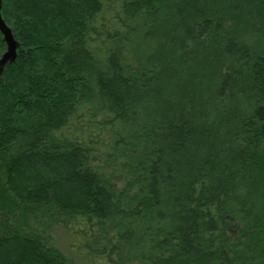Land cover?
Instances as JSON below:
<instances>
[{
	"label": "trees",
	"instance_id": "16d2710c",
	"mask_svg": "<svg viewBox=\"0 0 264 264\" xmlns=\"http://www.w3.org/2000/svg\"><path fill=\"white\" fill-rule=\"evenodd\" d=\"M2 16L0 264H264V0Z\"/></svg>",
	"mask_w": 264,
	"mask_h": 264
},
{
	"label": "water",
	"instance_id": "95a60500",
	"mask_svg": "<svg viewBox=\"0 0 264 264\" xmlns=\"http://www.w3.org/2000/svg\"><path fill=\"white\" fill-rule=\"evenodd\" d=\"M0 31L4 37V42L7 45V51H6L3 59L0 61V69L3 70L7 60H9V59L14 60L16 58V52H17L18 44L14 40L12 30L8 27L7 23L3 19V16H2V0H0Z\"/></svg>",
	"mask_w": 264,
	"mask_h": 264
},
{
	"label": "rangeland",
	"instance_id": "374dc122",
	"mask_svg": "<svg viewBox=\"0 0 264 264\" xmlns=\"http://www.w3.org/2000/svg\"><path fill=\"white\" fill-rule=\"evenodd\" d=\"M10 28V27H9ZM4 39V37H3ZM4 41V40H3ZM6 44V43H5ZM7 51V50H6ZM21 179H26L27 175L23 174L21 176ZM55 236L57 240V244L59 248L66 254L68 255L75 264H87L83 258L75 253V251L70 247L71 244V237L68 235V233L64 232L62 229H57L55 231Z\"/></svg>",
	"mask_w": 264,
	"mask_h": 264
},
{
	"label": "bare ground",
	"instance_id": "6f19581e",
	"mask_svg": "<svg viewBox=\"0 0 264 264\" xmlns=\"http://www.w3.org/2000/svg\"><path fill=\"white\" fill-rule=\"evenodd\" d=\"M8 27H9V26H8ZM10 29H11V28H10ZM0 33H1V31H0ZM12 33H13V31H12ZM1 34H2V33H1ZM2 36H3V35H2ZM13 37H14V40L17 42V40L15 39L14 34H13ZM3 40H4V39H3ZM17 44H18V42H17ZM18 47H19V44H18ZM18 47H17V50H18ZM5 53H6V52H5ZM4 55H5V54H3V55L0 57V61L3 59ZM17 57H18V51L16 52V58H15L14 60L9 59V60L6 61V63H5V67H6L8 64H12L13 62H15L16 59H17ZM5 67H4V68H5ZM4 68H3V70H4ZM3 70L0 69V74L3 73ZM10 223H11V225H10L9 223H7V228H9V229H7L8 234L22 236V235H23V232H24L25 224L22 223V222H21V223H20V222H17V225H19V228H20V230H18V229L15 228L13 222H10ZM53 231H56V229H53Z\"/></svg>",
	"mask_w": 264,
	"mask_h": 264
}]
</instances>
